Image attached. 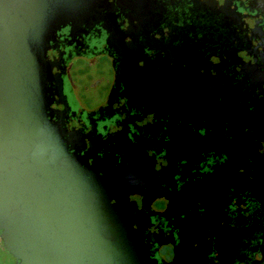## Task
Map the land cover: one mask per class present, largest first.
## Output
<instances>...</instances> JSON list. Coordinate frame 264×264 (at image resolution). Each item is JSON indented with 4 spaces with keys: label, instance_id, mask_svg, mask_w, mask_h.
Segmentation results:
<instances>
[{
    "label": "flooded vegetation",
    "instance_id": "1",
    "mask_svg": "<svg viewBox=\"0 0 264 264\" xmlns=\"http://www.w3.org/2000/svg\"><path fill=\"white\" fill-rule=\"evenodd\" d=\"M101 2L97 17L58 34L68 136L97 157L160 143L163 153H149L158 163L170 136L185 149L156 177L165 196L144 221L151 263L171 264L188 232L196 250L183 264H264V0ZM98 56L114 81L106 103L86 111L67 70ZM139 88L157 110L144 111Z\"/></svg>",
    "mask_w": 264,
    "mask_h": 264
},
{
    "label": "water",
    "instance_id": "2",
    "mask_svg": "<svg viewBox=\"0 0 264 264\" xmlns=\"http://www.w3.org/2000/svg\"><path fill=\"white\" fill-rule=\"evenodd\" d=\"M101 1L0 0V237L4 258L17 264H154L145 217L165 196L156 179L161 162L176 167L185 149L170 136L158 163L149 153H163L160 143L97 157L78 149L84 142L65 129L58 34L97 17ZM126 85H134L130 75ZM132 93L145 112L157 110L147 92ZM183 203L174 204L178 217ZM185 236L171 264L177 252L179 264L187 261L185 250L193 257Z\"/></svg>",
    "mask_w": 264,
    "mask_h": 264
},
{
    "label": "rangeland",
    "instance_id": "3",
    "mask_svg": "<svg viewBox=\"0 0 264 264\" xmlns=\"http://www.w3.org/2000/svg\"><path fill=\"white\" fill-rule=\"evenodd\" d=\"M111 65V60L105 56L75 59L70 64L67 75L84 110H95L106 103L114 81ZM0 242V251L7 253L1 237ZM0 264H17V262L13 258L1 259L0 252Z\"/></svg>",
    "mask_w": 264,
    "mask_h": 264
},
{
    "label": "trees",
    "instance_id": "4",
    "mask_svg": "<svg viewBox=\"0 0 264 264\" xmlns=\"http://www.w3.org/2000/svg\"><path fill=\"white\" fill-rule=\"evenodd\" d=\"M0 245H1V242H0ZM0 249H1V246H0ZM2 250H3V248H2ZM1 252V259H3L4 258V256L7 254L6 252H2V251H0Z\"/></svg>",
    "mask_w": 264,
    "mask_h": 264
}]
</instances>
